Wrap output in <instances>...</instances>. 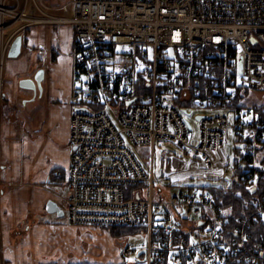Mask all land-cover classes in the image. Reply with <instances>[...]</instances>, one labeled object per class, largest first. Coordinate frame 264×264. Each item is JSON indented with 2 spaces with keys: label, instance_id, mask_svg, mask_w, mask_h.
Here are the masks:
<instances>
[{
  "label": "built area",
  "instance_id": "obj_1",
  "mask_svg": "<svg viewBox=\"0 0 264 264\" xmlns=\"http://www.w3.org/2000/svg\"><path fill=\"white\" fill-rule=\"evenodd\" d=\"M71 3L66 17L49 15L40 0H0V104L14 37L41 23L73 28L71 152L61 197L68 223L144 232L145 245L121 249L133 257L120 264H264V96L241 103L250 90L264 92V0ZM190 114L199 124L195 137ZM229 130L236 138L232 181L222 188L242 184L240 215L207 187L163 194L154 183L175 184L186 170L164 163L154 177L129 146L152 151L173 142L197 163L191 177L227 179Z\"/></svg>",
  "mask_w": 264,
  "mask_h": 264
},
{
  "label": "crops",
  "instance_id": "obj_2",
  "mask_svg": "<svg viewBox=\"0 0 264 264\" xmlns=\"http://www.w3.org/2000/svg\"><path fill=\"white\" fill-rule=\"evenodd\" d=\"M40 1L42 4L46 1V6L52 5L53 14L68 17L73 14V8L71 14L68 13V7L66 11L59 8L66 3L72 7L71 0H51L52 3L48 0ZM48 6L47 10H50ZM73 37V28L69 23L36 24L21 36L20 54L15 58H9L6 54V59L11 60L3 75L0 104V225L3 264L78 262L75 257L64 253L53 257L56 246L52 239L62 231L76 235L80 233L79 229L85 232L91 228L69 224L67 218V223L58 221L61 215L45 210L48 200L55 201L59 207L60 200L64 204L57 189L64 185L71 152L68 135L73 109L68 101L72 86ZM40 46L44 49L40 50ZM40 68L43 69L40 93L36 90L34 94L31 89L19 85L20 79L32 78ZM156 144L152 147V154ZM159 151L163 158L160 168H164V163H167L174 172L186 170V174L178 179L191 178L188 169L197 167V163L181 150L177 154H171L168 150L164 153L163 149ZM54 172H60L64 180H54Z\"/></svg>",
  "mask_w": 264,
  "mask_h": 264
},
{
  "label": "rangeland",
  "instance_id": "obj_3",
  "mask_svg": "<svg viewBox=\"0 0 264 264\" xmlns=\"http://www.w3.org/2000/svg\"><path fill=\"white\" fill-rule=\"evenodd\" d=\"M49 3H52L51 0H48ZM46 3V1H44ZM43 3V6H45L46 11L49 13V15H54L51 10L52 5L48 6L50 10H47L46 4ZM69 4V3H68ZM62 4L59 8L61 10L66 11V7H68V13H72L71 5ZM58 6V5H57ZM44 8V7H43ZM62 15V14H58ZM66 16V15H62ZM67 17V16H66ZM11 60L9 58L5 61V67H4V73L6 72V67L8 66V61ZM264 96L263 91H254L250 90L247 94V98L242 99L241 103H253V102H259ZM219 112H222L219 110ZM209 113H215L213 110H198L195 112V114L205 115ZM227 117L232 121L234 117V113L232 111L226 112ZM188 120L192 124V133L193 136H197L199 133V124L194 118V114L188 115ZM235 135L234 133L229 130L226 133L225 142H224V152L227 156V166L225 169V174L227 175V179H205V177H193L189 180H182V181H176V184H171L170 180H163V181H156L154 183V188H162V193L167 195L169 197L170 193L175 191V188H188L189 186H220V185H226L229 186L231 184V170L230 165L233 158V148L235 144ZM134 155L142 162L143 167L146 170H149L150 161L152 159L153 164V176L159 177L162 175V170L160 168L161 164L163 163L162 154H160V149H163V152L165 153L166 150H168L171 154L180 153L179 147L173 143V142H160L159 144L155 145L154 152L152 154L151 147L150 146H135V145H129ZM184 157V156H183ZM217 168V167H215ZM216 172V171H215ZM178 176V175H177ZM174 178V177H172ZM170 186V187H169ZM57 189V188H56ZM59 194L61 196L66 194L65 188L61 186V188L57 189ZM60 208L64 209V204L60 200L59 202ZM50 217H53L52 214H50ZM58 221L67 223L66 217L62 215L61 217L57 218ZM77 227H83V226H77ZM83 230V229H82ZM82 230H78L80 233L76 234V231L73 235L72 233L62 231L57 236H55L52 240L55 243L56 246L55 252L52 254L53 257L61 256L63 253L67 256H73L75 257V260L80 263H93V264H120L121 262H130L131 260L129 257H124L122 255L121 249H124L126 247L130 249H136L140 248L145 245L146 243V234L140 230H133L131 232L122 233L120 235H116L114 233H111L101 227H94V228H87L85 232ZM1 225H0V256H1ZM51 240V241H52ZM130 257H133V254H131ZM88 260L90 262H88ZM3 264V261H2Z\"/></svg>",
  "mask_w": 264,
  "mask_h": 264
},
{
  "label": "trees",
  "instance_id": "obj_4",
  "mask_svg": "<svg viewBox=\"0 0 264 264\" xmlns=\"http://www.w3.org/2000/svg\"><path fill=\"white\" fill-rule=\"evenodd\" d=\"M62 179L64 180V177L62 176ZM224 185L220 186H210L207 188H210L214 194H216L217 198H220L223 205H232L233 211L236 214H241L245 210L243 202H244V196L246 195L245 190L243 189L242 184L236 182L232 187H230L227 190H224L222 187ZM204 188L205 186H198ZM92 228V227H91ZM94 228V227H93ZM101 228L114 233L116 235H120L122 233L131 232L133 230H136L134 227H128V226H102ZM68 264V263H67ZM71 264H83L80 262H75ZM87 264V263H84ZM93 264V263H88Z\"/></svg>",
  "mask_w": 264,
  "mask_h": 264
},
{
  "label": "water",
  "instance_id": "obj_5",
  "mask_svg": "<svg viewBox=\"0 0 264 264\" xmlns=\"http://www.w3.org/2000/svg\"><path fill=\"white\" fill-rule=\"evenodd\" d=\"M21 51V36L17 35L11 42L10 48L7 52V57L15 58L20 54ZM43 78V69H38L32 78H24L20 79L19 85L22 88L31 89L33 93H36V90L41 92V81ZM198 119V117H196ZM74 149V148H72ZM45 210L48 213H55L57 216L62 215V209L57 205V203L53 200H48L45 205ZM143 250L137 252V255L142 253Z\"/></svg>",
  "mask_w": 264,
  "mask_h": 264
},
{
  "label": "snow or ice",
  "instance_id": "obj_6",
  "mask_svg": "<svg viewBox=\"0 0 264 264\" xmlns=\"http://www.w3.org/2000/svg\"><path fill=\"white\" fill-rule=\"evenodd\" d=\"M168 54H169V55H172V50H171V49H169V50H168ZM81 79H84V80H86V79H87V77H82ZM237 82H239V81H237ZM228 91H229V92H231V91H233V89H228ZM248 119H250V117H248V116H245V120H248ZM193 243H195V241H193ZM129 259L131 260V259H132V257H129Z\"/></svg>",
  "mask_w": 264,
  "mask_h": 264
}]
</instances>
